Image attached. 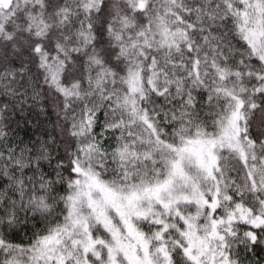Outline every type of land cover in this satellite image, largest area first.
I'll use <instances>...</instances> for the list:
<instances>
[{
  "label": "snow or ice",
  "instance_id": "1",
  "mask_svg": "<svg viewBox=\"0 0 264 264\" xmlns=\"http://www.w3.org/2000/svg\"><path fill=\"white\" fill-rule=\"evenodd\" d=\"M0 264H264V0H0Z\"/></svg>",
  "mask_w": 264,
  "mask_h": 264
}]
</instances>
